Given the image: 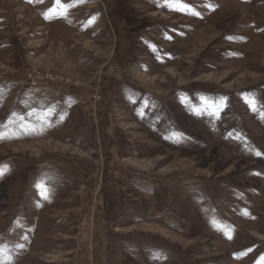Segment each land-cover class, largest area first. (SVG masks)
<instances>
[{"label":"rangeland","instance_id":"374dc122","mask_svg":"<svg viewBox=\"0 0 264 264\" xmlns=\"http://www.w3.org/2000/svg\"><path fill=\"white\" fill-rule=\"evenodd\" d=\"M0 125V264H264V0H0Z\"/></svg>","mask_w":264,"mask_h":264},{"label":"snow or ice","instance_id":"6c2138e0","mask_svg":"<svg viewBox=\"0 0 264 264\" xmlns=\"http://www.w3.org/2000/svg\"><path fill=\"white\" fill-rule=\"evenodd\" d=\"M53 115L55 114V110L51 109ZM19 114L17 113H13L12 116H18ZM19 118L23 121L24 120V116L23 115H19ZM0 127H4V125H0ZM0 138H2V134H0ZM257 155H259V153H257ZM3 173L0 172V175H2Z\"/></svg>","mask_w":264,"mask_h":264}]
</instances>
